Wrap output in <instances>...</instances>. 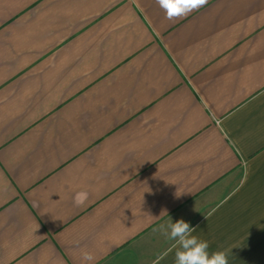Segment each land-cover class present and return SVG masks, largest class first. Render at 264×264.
Returning a JSON list of instances; mask_svg holds the SVG:
<instances>
[{"label": "crops", "instance_id": "0c3cea01", "mask_svg": "<svg viewBox=\"0 0 264 264\" xmlns=\"http://www.w3.org/2000/svg\"><path fill=\"white\" fill-rule=\"evenodd\" d=\"M171 219L264 264V0H0V264H173Z\"/></svg>", "mask_w": 264, "mask_h": 264}, {"label": "clouds", "instance_id": "9594fccd", "mask_svg": "<svg viewBox=\"0 0 264 264\" xmlns=\"http://www.w3.org/2000/svg\"><path fill=\"white\" fill-rule=\"evenodd\" d=\"M165 10L166 18L185 17L192 11L202 7L206 0H157ZM166 233L161 231L171 242L175 243L173 264H229L231 249L210 250L209 242L194 234L195 228L184 219H176L167 224ZM83 259L92 264L94 257L88 252L83 253Z\"/></svg>", "mask_w": 264, "mask_h": 264}]
</instances>
